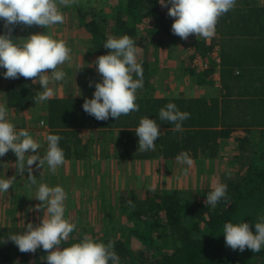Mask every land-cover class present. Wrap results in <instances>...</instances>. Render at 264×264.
Masks as SVG:
<instances>
[{
    "label": "trees",
    "instance_id": "obj_1",
    "mask_svg": "<svg viewBox=\"0 0 264 264\" xmlns=\"http://www.w3.org/2000/svg\"><path fill=\"white\" fill-rule=\"evenodd\" d=\"M170 6L159 0H75L73 9L80 33L88 40L90 54L96 58L106 54L110 51L103 46L106 39L125 34L135 40L139 51L143 50L142 60L138 59L139 51L137 55L144 81L136 92L139 110L118 119L97 120L83 110L86 98H49L46 107L50 133L60 135L65 159L86 156L87 145L80 146L79 130L99 129L101 135L111 136L117 129L114 151L120 160L150 161L154 170L171 165L181 151H187L202 172L208 168L207 160H218L222 145L233 132L244 129L247 134L237 137V153L231 158L237 164L235 172L230 175L232 168H229L220 173L219 182L228 185L226 197L211 206L205 202L212 190L208 187L197 191L179 187L147 189L143 197L134 190L123 191L115 204L103 206V211L97 214L98 226L79 228L77 213H70L76 228L60 247L79 242L87 235L105 243L112 241L121 264H264V249L233 250L221 233L225 222L243 220L254 231L255 222L264 217V2L236 0L235 7L219 17L211 42L206 38L195 40L191 57L200 54L208 67L201 71L187 67L186 71L194 83L206 85L214 82V73L220 67L222 93L211 98L154 94L151 78L158 68V58L151 64L145 55L151 50L150 43L169 48L170 56L178 39L181 40L171 30L175 18L168 15ZM21 26L16 25L11 33L17 42ZM7 31L0 20V34ZM154 34L159 38L154 39ZM216 46L218 62L212 55ZM89 70L97 71L95 66ZM33 79L7 78V107L35 105L39 88ZM169 102L190 113L179 131L158 118L159 110ZM145 116L157 120L161 134L154 149L139 151L134 128ZM7 153L14 154L12 150ZM212 167L217 168L215 164ZM212 173L215 175L216 170ZM25 229L26 226L0 228V240L4 237L6 240L0 243V264H48V253L42 247L35 252H21L14 242L7 240L10 233Z\"/></svg>",
    "mask_w": 264,
    "mask_h": 264
},
{
    "label": "clouds",
    "instance_id": "obj_2",
    "mask_svg": "<svg viewBox=\"0 0 264 264\" xmlns=\"http://www.w3.org/2000/svg\"><path fill=\"white\" fill-rule=\"evenodd\" d=\"M74 2L0 0V20L8 29L0 34V68L5 69V78L22 76L34 78V82L38 80L41 90L35 97V103L53 96L54 89L50 84L65 81L66 73L58 65L71 62V49L65 41L56 39L47 31L34 32L17 42L13 39L12 30L18 24L45 26L46 29L62 24L65 16L61 7ZM159 3L171 5L168 15L175 18L171 30L173 34L187 39L190 34L204 38L214 36L219 17L232 10L236 0H159ZM103 46L110 51L98 56L95 61L102 80L95 82L93 96L86 98L82 107L97 120H107L109 117L118 119L121 115L139 110L136 92L143 87V67L137 60L139 49L136 42L129 35L109 36ZM8 114L7 105L0 103V156L12 150L20 162L18 171L21 174L28 166L27 187L36 186L34 197L42 202L37 208H43L47 215H43L38 224L27 223L21 233H10L7 240L14 242L21 252H35L42 247L48 253V264H121L112 241L105 243L85 235L79 242L60 247L76 228V224L65 216L67 193L61 185L38 184L30 166L38 161L37 168L47 165L49 171L55 173L65 160L64 150L59 143L61 137L59 134H48L47 148L41 156L37 151L41 148L40 141L26 128L17 129ZM189 116L190 113L180 110L174 102H169L158 113L159 120L170 122L176 131L181 130L182 122ZM134 131L138 136L139 151L154 149L161 134L157 120L149 116L142 117ZM26 154H29L27 159ZM176 160L188 167L193 164L187 151H181ZM184 171L187 174L188 168ZM12 185L11 177L0 176V192H7ZM227 188L226 183H216L206 195L205 202L215 206L226 197ZM254 229L245 220L235 223L228 221L223 224L221 233L226 245L233 250L244 251L248 248L252 252H260L264 249V217L255 222ZM3 242H6L5 237L0 240V243Z\"/></svg>",
    "mask_w": 264,
    "mask_h": 264
},
{
    "label": "rangeland",
    "instance_id": "obj_3",
    "mask_svg": "<svg viewBox=\"0 0 264 264\" xmlns=\"http://www.w3.org/2000/svg\"><path fill=\"white\" fill-rule=\"evenodd\" d=\"M104 1L106 0H103V2ZM261 1L262 3L264 2V0ZM61 11L65 16L62 24L58 23L49 26L47 29L45 26H38L35 29L33 28V25L28 26L22 24L21 28L23 30L20 33V42L34 32L44 31H47L58 40L65 41L67 46L71 49L72 59L71 62H65L62 65H58V68L65 71L66 79H69L70 83L73 85L78 83L82 85L85 80L87 83L86 88L89 87V94H93L95 83L90 86V81L93 83L102 80V76L98 73V71L91 72L89 70V67L95 66L96 57L92 53H89L88 40L85 34L80 33L81 30L78 26V19L75 15L76 12L73 9V3L67 8L61 7ZM28 28L30 29L29 31ZM39 28H43V30L39 31ZM153 38L157 39L159 37L154 34ZM201 38L204 37H198L195 34H190L187 39H178L175 44V48L172 50V55L170 56L168 53L169 48L164 46L161 47L162 45L157 46L154 42L150 43L151 50L145 55H147L151 64H153L154 60L158 58L156 61L158 68L156 69L155 75L151 78L152 84L155 86L154 93L163 95H178L180 92L182 94H188L187 92L196 88L195 85L199 86V84L191 82L192 75L187 72L186 69L187 67H193L196 71L202 70L194 63L195 56L193 58L191 57V55L195 52V40ZM212 38L213 36L206 38L207 42H211ZM143 58V50H140L138 59L142 60ZM78 67L80 68L77 69ZM48 74L50 75V73ZM2 76L3 71L0 69V78ZM36 82L37 84H40L38 80ZM5 102V96L2 92H0V103L5 104ZM48 117L49 116H46V118ZM28 123L31 122L28 121ZM237 145L238 141L235 139H229L226 144H223L218 160H207L206 166H208V168L206 171L199 172L196 164H192L191 167H188L187 165L183 167L184 165L178 161H173L174 163L171 162V165L165 164L154 170H146V167L142 164H135L134 170L130 172L131 174L127 177L119 175V178L116 181H118L120 185L126 189V191L134 190L139 197H143L147 189L161 190L165 187H179L197 191L205 187L213 188L216 183H219L220 181V173L228 171L229 168H232L230 169V175H233L235 172L234 169L237 164H233L231 158L232 154L237 153ZM5 155L6 153L3 156H0V176H4L5 178L11 177L13 179V185L10 186L7 192H0V228L4 226L24 227L29 222L34 225L38 224L43 215H47L46 212L44 213L43 208H37V205L42 202L33 197L36 200V203L29 205L28 200L32 197H27L26 199L22 197V195H19L18 183L14 182V179H16L20 172L18 171L17 166L13 165L10 158H5ZM214 164L217 168L213 169L212 166ZM238 166L240 165L238 164ZM14 167L16 169H14ZM185 168H188L187 174H185ZM215 170L216 173L213 175L212 172H215ZM123 178L125 179L123 180ZM33 191L34 196L36 187ZM89 201L90 204L86 209L84 208L85 210L77 212L79 217L77 226L79 228L83 225L85 227H90L93 224L96 226L99 225L97 219V214L99 212L94 211L95 202L94 200ZM72 209H77V207H72ZM65 216L72 221V218H70L68 213H65Z\"/></svg>",
    "mask_w": 264,
    "mask_h": 264
},
{
    "label": "crops",
    "instance_id": "obj_4",
    "mask_svg": "<svg viewBox=\"0 0 264 264\" xmlns=\"http://www.w3.org/2000/svg\"><path fill=\"white\" fill-rule=\"evenodd\" d=\"M7 81L8 80L4 75L0 78V92L4 94L5 101ZM191 82L194 83L192 80ZM94 83L95 82L92 84ZM35 84L40 91L41 85L37 84L36 81ZM86 84L87 83L84 80L82 85L80 83L73 85L70 83L69 79L66 78L65 81L52 83L50 84V87H53L54 94L51 98L92 97L93 94H89V87L86 88ZM219 85L221 86V74L220 67L218 66L217 71L214 73V82L212 84L195 85L196 88L187 92L188 94H182L179 92L178 95L185 97L204 96L207 98L221 96L222 90L219 88ZM154 94L156 96H167L163 94ZM46 101L22 108L8 107L9 119H11L15 125L19 126L18 129L26 128L36 140L40 141L41 148L37 149V151H39L41 156H43L46 151V137L51 130L46 118L48 114ZM28 121L31 123H28ZM117 131L118 130L116 129L111 136H107L106 134L101 135L99 129L79 130L81 138L80 146L85 147L87 145L85 150L86 156L84 155L81 158L73 156L65 159L55 173L49 171L47 165L37 168L36 164L38 161L30 166L32 169L31 174L36 176L38 184L47 183L50 186L61 185L65 189L67 193V199L65 201L66 213H77L81 210H85L90 204L89 200H94V211L100 213L103 211V206L106 207V205H109L111 202L113 204L116 203L120 192H126V189L116 181L118 180L119 175L127 177L131 174L130 172L134 170L135 164H142L146 167V170H152L150 161L132 159L120 160L116 156L117 153H115L114 149H117L115 146L116 141L118 140ZM246 134L247 133L244 129H237V131L233 132V136L230 139L236 140L237 137H245ZM28 155L29 154H26V159ZM6 157L10 158L13 165L18 168L20 162L17 161L18 157L15 153L13 155L7 153L5 155V158ZM14 169L16 168L14 167ZM28 175V166H26L23 174L20 173L16 179H14V182L18 183L19 195H22V197L26 199L27 197H34L33 190H35L36 187H27ZM124 179L125 178H123V180ZM32 198L28 200L29 205L36 203V200ZM72 207H77V209H72Z\"/></svg>",
    "mask_w": 264,
    "mask_h": 264
},
{
    "label": "built area",
    "instance_id": "obj_5",
    "mask_svg": "<svg viewBox=\"0 0 264 264\" xmlns=\"http://www.w3.org/2000/svg\"><path fill=\"white\" fill-rule=\"evenodd\" d=\"M212 55L215 57L216 61H219V57H218V46H216L212 52ZM194 63L196 64V66H198V68L204 70L208 67L207 63L205 62V60L203 59V57L200 54H196L195 58H194ZM219 84V83H217Z\"/></svg>",
    "mask_w": 264,
    "mask_h": 264
}]
</instances>
